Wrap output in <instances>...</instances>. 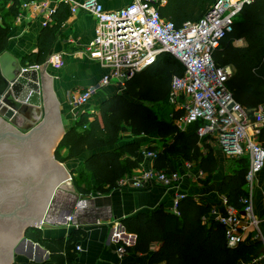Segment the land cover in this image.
Here are the masks:
<instances>
[{"label":"trees","instance_id":"obj_1","mask_svg":"<svg viewBox=\"0 0 264 264\" xmlns=\"http://www.w3.org/2000/svg\"><path fill=\"white\" fill-rule=\"evenodd\" d=\"M216 0H156L160 16L179 27L193 22L209 11ZM10 3L8 12L16 18L21 0H0V8ZM67 3L59 2L51 11V20L42 28L36 43V52L23 58L24 67L41 65L46 61L56 30L68 16ZM1 20V17H0ZM9 25L0 21V54L8 44ZM219 46L212 52L217 66L231 67L227 88L241 106L252 109L264 101V0H250L241 6L232 21V28L220 39ZM183 66L180 61L163 52L146 67L135 71L124 83L123 89L101 99L94 112H82L77 120L66 129L53 153L60 163H66L89 151L81 168L72 169V183L81 195L91 191L105 193L120 187L118 181L131 173L144 159L139 151L142 142L138 139L123 142L111 148L119 140L120 132L127 131L134 138L154 134L161 148L149 145L153 151V166L165 171L174 170L173 149L183 147L198 153L188 160H196L210 177L217 169L216 161L199 151L196 129L199 121L178 129L174 117L177 112L168 105L171 78L180 76ZM152 105H163L169 110L159 115ZM264 147V142H263ZM172 147L171 151L170 148ZM237 167L225 172L220 180L219 192L229 206L238 209L245 186L246 159L235 160ZM93 178V182L91 181ZM212 206L192 194L184 193L177 200L175 211L162 205L153 211H137L122 217L127 233L135 235L133 250L148 253V264H259L253 260L264 252V245L250 234L244 241L229 246L222 224L216 219L208 220ZM73 229L67 240L48 239L39 228H28L24 237L45 248L54 264L69 261V248L77 239ZM155 249H152V247ZM12 264H20L12 262Z\"/></svg>","mask_w":264,"mask_h":264},{"label":"built area","instance_id":"obj_2","mask_svg":"<svg viewBox=\"0 0 264 264\" xmlns=\"http://www.w3.org/2000/svg\"><path fill=\"white\" fill-rule=\"evenodd\" d=\"M56 1L67 3L71 13L81 7L92 14L95 30L87 51L104 68L97 83L69 91L70 104L76 108L84 106L103 86L113 85L118 91L122 90L125 81L135 71L153 63L163 52L176 58L183 71L180 76L171 78L167 97L173 111L177 112L173 122L182 130L199 121L196 129L199 142L216 146L226 157L246 159L245 193L239 197L243 207L229 206L223 197L224 211L216 216L224 228L227 244L233 246L252 233L251 239H258L263 244L253 196L259 189L264 210V147L261 142L264 137V101L252 109L237 103L226 85L232 73L231 67L217 66L212 56L220 39L231 30L232 21L241 6L250 0H219L201 18L179 27L160 16L154 4L156 0H131L113 11L104 9L99 0ZM26 6L32 14L42 11L44 24L50 22L52 8L49 0H30L21 5ZM46 62L58 65L60 55L54 53ZM38 66L28 68L36 70ZM142 154L150 160L155 157L149 150ZM202 174L200 169L192 171L189 162L184 163L183 171H165L151 165L139 169L128 179H120L118 185L138 187L158 182L168 186L176 184L184 175L199 178ZM182 195H176L172 211H175L177 200ZM76 211L67 217L70 227L76 226L71 224ZM118 251L123 254L124 247H119ZM253 261L264 264V252Z\"/></svg>","mask_w":264,"mask_h":264},{"label":"crops","instance_id":"obj_3","mask_svg":"<svg viewBox=\"0 0 264 264\" xmlns=\"http://www.w3.org/2000/svg\"><path fill=\"white\" fill-rule=\"evenodd\" d=\"M29 1L21 0L20 10L16 18L11 17L7 10L10 5L9 2L0 8V21L9 25L6 49L21 64L25 56L36 52L38 36L45 25L42 11L37 10L32 14L28 6L21 7L23 3ZM99 1L104 9L113 11L125 6L131 0ZM58 3L56 0H49V7L52 8V11ZM94 24V18L88 10L78 7L74 13L68 11V16L56 30L49 52L50 56L54 53L60 55V63L53 65L45 62L43 67L44 73L51 79L50 88L57 101L59 122L63 130L70 128L82 112H94V106L101 99L118 91V88L113 85L103 86L94 92L84 106L76 108L70 104L69 91L81 90L88 85L97 83L104 73V68L94 61L87 51V44L94 37ZM22 65L24 67V64ZM28 67L24 68L28 69ZM28 80L37 86L36 94H38L39 101L38 106H30L39 109L38 114L35 112L28 114L38 122L42 119L44 112L42 110L43 99L39 66L35 74L32 73L28 76ZM18 119L21 124L23 121L30 122L23 115L18 116ZM137 137L151 138L150 143H142L139 146L141 152L146 150L149 145L161 148L154 134ZM137 137L133 138L127 131L120 132L119 141L111 148L118 147L123 142L134 140ZM198 144L199 151L203 156L207 155L205 149L212 151L217 149L211 144L201 142ZM88 153L89 151L84 152L71 161L61 163L64 170L69 171V173L72 169L78 171ZM213 159L216 161L217 169L210 177H207V173L198 165L196 170L193 169L194 160L191 161L184 157L174 159L172 157L175 169L183 171L184 163L189 162L192 171H199V169L203 171L202 176L191 178L184 175L176 184L168 186L158 182L146 183L138 187L123 184L103 194L94 191L84 195L79 194L72 183V174L70 173V179H63L64 181L55 188L49 201V208L44 211L41 219L44 224L39 229L45 238L59 239L63 237L64 240L69 238L68 236L73 229L78 231L77 239L69 248V261L64 264H148V253H137L133 250L136 237L124 230L121 223L122 217L133 215L137 211L150 212L161 205L165 209L171 210L176 195L188 193L209 203L213 210L206 215V218L208 220L216 219L217 214L224 211L222 199L224 196L219 192L220 180L223 177L222 175L217 176L219 161L216 157ZM151 165H153V160L144 158L131 173L125 174L122 178L128 179L135 175L139 169ZM202 178H207L206 182L202 183ZM91 181L93 182L92 177ZM253 198L254 212L260 220L259 230H261L264 244V210L259 189L255 191ZM74 210L77 211L71 224H76V226L70 227L67 217L72 215ZM21 240L19 238L11 247L12 259H16L20 264H54L50 261L45 248L40 246L42 249H36L34 245L30 247L27 243L21 244ZM76 246L79 248L76 249ZM119 247H124L123 254L119 253ZM152 249L155 247L153 246Z\"/></svg>","mask_w":264,"mask_h":264},{"label":"water","instance_id":"obj_4","mask_svg":"<svg viewBox=\"0 0 264 264\" xmlns=\"http://www.w3.org/2000/svg\"><path fill=\"white\" fill-rule=\"evenodd\" d=\"M45 62L39 65L44 112L36 122L28 114L39 112L30 107L38 106L39 101L37 86L28 80L36 70L24 68L8 50L0 54V196H7L0 202V264L18 262L12 259L11 247L19 238L21 244L42 249L24 233L42 227L55 188L70 178L69 171L53 156L66 130L59 122L51 79L43 71ZM20 115L30 122L19 123Z\"/></svg>","mask_w":264,"mask_h":264},{"label":"rangeland","instance_id":"obj_5","mask_svg":"<svg viewBox=\"0 0 264 264\" xmlns=\"http://www.w3.org/2000/svg\"><path fill=\"white\" fill-rule=\"evenodd\" d=\"M169 106H171L169 103H168ZM153 109L155 110V112H157L159 115H162V116H165V114H169V110L166 106H163V105H152ZM172 109H173V106H171ZM136 139H138V141L142 142V143H150L151 141V138H148V137H137ZM264 142V137L261 138V142ZM160 146V145H158ZM172 147L170 148V151H171ZM206 152V154L210 157V158H214L216 157L219 161V164H218V173H217V176H223L225 172H227L231 166L233 167H237V165L235 164V158L231 157H225L224 155L220 154L219 151L216 149V151H212V150H207L205 149L204 150ZM172 153V157L175 159L176 157H181V158H185L187 159L188 157H195L196 155H198V153H195L193 152L192 150H189L188 148L186 147H183V149H176L174 148L173 149V152ZM193 161V160H191ZM197 161L194 160L193 162V169H197ZM206 179L207 178H202V183L206 182Z\"/></svg>","mask_w":264,"mask_h":264},{"label":"flooded vegetation","instance_id":"obj_6","mask_svg":"<svg viewBox=\"0 0 264 264\" xmlns=\"http://www.w3.org/2000/svg\"><path fill=\"white\" fill-rule=\"evenodd\" d=\"M6 197H7L6 195H4V196L1 195L0 196V202L4 203L7 200ZM1 219H3V218H1Z\"/></svg>","mask_w":264,"mask_h":264}]
</instances>
